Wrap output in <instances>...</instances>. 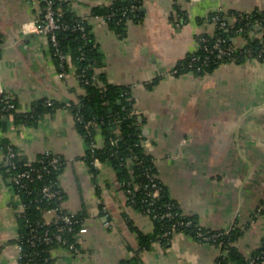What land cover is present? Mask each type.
I'll return each mask as SVG.
<instances>
[{
    "label": "crops",
    "instance_id": "crops-1",
    "mask_svg": "<svg viewBox=\"0 0 264 264\" xmlns=\"http://www.w3.org/2000/svg\"><path fill=\"white\" fill-rule=\"evenodd\" d=\"M116 0H73L70 9L86 17L101 54L96 71L106 82L129 87L146 151L159 178L184 213L195 214L212 229H241L236 245L245 255L264 232V61L225 62L212 71L175 75L173 66L198 49L197 36L212 32L210 14L264 11V0H179L187 21L171 20L173 0H142L141 14L127 21L124 35L98 16L97 5ZM210 18V19H209ZM233 20V17H229ZM37 0H0V95L14 99L19 112L39 100L60 105L42 113L35 124L0 126V264H20L18 212L2 141L27 162L49 152L64 161L59 176L63 208L83 214L77 246L51 250L52 264H118L138 255L144 264H216L220 249L185 233L173 234L138 250L136 231H152L150 218L126 204L107 161L85 159L87 142L75 127L68 104L83 89L73 73L59 77L47 34L39 31ZM236 44H243L241 36ZM95 145L101 147L98 133ZM56 216L46 211V220Z\"/></svg>",
    "mask_w": 264,
    "mask_h": 264
},
{
    "label": "trees",
    "instance_id": "trees-1",
    "mask_svg": "<svg viewBox=\"0 0 264 264\" xmlns=\"http://www.w3.org/2000/svg\"><path fill=\"white\" fill-rule=\"evenodd\" d=\"M73 0H53L52 6L59 11L60 27L56 31L58 48L64 59L52 54L58 70L75 67L78 85L83 92L68 106L75 117V127L88 144L85 159L91 170L96 171L94 161H107L115 170L116 178L126 197V204L147 215L152 222V231L143 232L129 221L130 229L136 231L138 252L148 249L158 241L168 243L175 233H185L200 243H211L220 249L216 264H264V232L257 247L249 255L242 253L236 242L241 229H212L202 226L195 214L184 213L173 199L166 185L161 181L155 160L145 149L142 132L139 128V114L134 108V99L129 87L106 82L104 75L96 71L101 64V54L91 35L86 17L77 15L70 9ZM142 0H116L109 4L97 5L91 9L92 16L101 17L117 34L124 35L127 21L141 14ZM44 5V1L40 2ZM42 16V13H41ZM233 20H229V17ZM171 20L179 25L187 21V12L180 1L173 0ZM214 23L212 32L197 36L199 47L180 59L172 69L175 75L189 71L203 74L212 71L225 62H243L248 58L264 61V11L238 12L225 14L215 11L210 14ZM209 18V19H210ZM216 18V19H215ZM224 22V24H221ZM83 28L80 29L79 26ZM241 36L243 44H236L235 38ZM218 44V46H216ZM222 48L224 53H219ZM52 53L53 47L50 44ZM6 100L12 103L7 107ZM58 103L39 100L31 111L19 112L14 99L0 95V126L6 127L8 117L15 123L35 124L42 113L57 107ZM100 133L103 145H95L96 135ZM3 156L10 147L15 155L11 163L2 168V174L11 178V189L22 205L18 212V244L21 254L20 264H52L53 248L77 246L76 235L81 228L83 214L72 213L62 204L66 198L59 176L64 161L51 153L41 154L33 162L25 161L17 150L2 141ZM55 156V164L50 162ZM23 173L16 180L18 174ZM50 186L55 195L44 196L42 189ZM156 195H153L154 192ZM54 208L56 216L46 222L45 211ZM264 217V209H260ZM69 215L70 222L63 216ZM59 233L61 238H56ZM47 234L49 239L43 237ZM118 264H144L136 255L123 259Z\"/></svg>",
    "mask_w": 264,
    "mask_h": 264
},
{
    "label": "built area",
    "instance_id": "built-area-1",
    "mask_svg": "<svg viewBox=\"0 0 264 264\" xmlns=\"http://www.w3.org/2000/svg\"><path fill=\"white\" fill-rule=\"evenodd\" d=\"M40 4L41 1H44V5L41 6L40 5V10H41V13H42V16H41V25L39 27V31L47 34L48 38H49V41H50V44L51 46L53 47V50L52 51V54L58 56L59 58L61 59H64L65 58V55L60 51V49L58 48V42H57V38H56V31L58 30V28L60 27V23L58 21V15L60 14L59 11H56L53 6H52V3H53V0H37ZM179 1V0H178ZM216 19V18H215ZM176 25H179V22H176L175 23ZM221 24H224V22H221ZM80 29L83 28L82 25L79 26ZM216 46H218V44H216ZM225 50H223L222 48H219V53H224ZM73 73V75L75 77H77L79 74L76 73L75 71V67L71 66L68 70L66 69H61L59 70V77H65L67 76L69 73ZM175 70L174 69H171L170 73H174ZM6 104H7V107H12L13 104L12 103H9L7 100H6ZM15 151H13L10 147L8 148V152L7 154L5 155V160L7 162V164H10L11 161H10V158L12 156L15 155ZM49 152H45V154H48ZM57 158L55 156H53L50 160V162L52 164H55L57 162ZM23 175V173L21 174H18L14 180H16L19 176ZM42 192H43V195L44 196H48V197H51V196H54L55 195V191L51 190L50 189V186L47 185V186H44L43 189H42ZM157 192L155 191L153 193V195H156ZM22 208V207H21ZM46 211H56V209L54 208H50ZM45 211V212H46ZM63 219L66 221V222H70V216L69 215H65L63 216ZM50 220H46V222H49ZM45 240L49 239V236L47 234L44 235L43 237ZM56 238L60 239L61 238V235L59 233L56 234Z\"/></svg>",
    "mask_w": 264,
    "mask_h": 264
}]
</instances>
